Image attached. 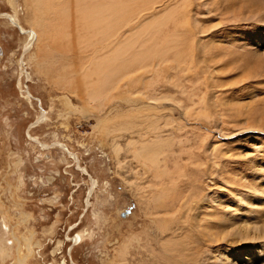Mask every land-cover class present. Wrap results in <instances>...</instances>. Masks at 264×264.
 <instances>
[{
    "label": "rangeland",
    "instance_id": "1",
    "mask_svg": "<svg viewBox=\"0 0 264 264\" xmlns=\"http://www.w3.org/2000/svg\"><path fill=\"white\" fill-rule=\"evenodd\" d=\"M0 13V264H264V0Z\"/></svg>",
    "mask_w": 264,
    "mask_h": 264
},
{
    "label": "bare ground",
    "instance_id": "2",
    "mask_svg": "<svg viewBox=\"0 0 264 264\" xmlns=\"http://www.w3.org/2000/svg\"><path fill=\"white\" fill-rule=\"evenodd\" d=\"M2 15H4V16H6L10 21H11V23L14 25V26H16V27H18L19 28V30L22 32V33H26L27 35H28V38H29V42L28 43H26V45L23 47V54L30 48V46H31V44H30V42L33 40V38H34V33H32V32H30L29 30H24V29H22L20 26H18V22L16 21V20H14V18L12 17L13 15H9L8 13H0V16H2ZM36 37V36H35ZM35 39V38H34ZM22 54V55H23ZM23 61H22V56H21V58H20V63L21 64H23L22 63ZM25 71V70H24ZM26 73V72H25ZM27 76V75H26ZM25 93L29 96V97H33L30 93H29V91H28V89H27V84H25ZM26 98H27V96L26 95H24ZM28 100H30L29 98H27ZM44 115V109L41 107V117ZM37 121H35V122H32V123H30L29 125H28V127L30 128V126L34 123H36ZM28 127H27V129H26V131H27V136L30 138V139H32L33 141H35V142H37L40 146H42V147H45V146H47V145H43L41 142H39L38 140H36V139H34L32 136H30V134L28 133ZM80 170H82V172H84V173H86V171L84 170V169H82V168H80ZM95 184V180H92V184H91V187L93 186ZM90 191L91 190H89L88 191V195L90 194ZM74 239H76V241L78 240V236H76V238H74ZM75 240H73V242H76ZM247 257V256H246ZM253 258H254V253L253 254H251V256L248 258L249 259V261H252L253 260ZM246 260V258H243L242 259V261H245ZM72 264H75L74 262H72Z\"/></svg>",
    "mask_w": 264,
    "mask_h": 264
},
{
    "label": "flooded vegetation",
    "instance_id": "3",
    "mask_svg": "<svg viewBox=\"0 0 264 264\" xmlns=\"http://www.w3.org/2000/svg\"><path fill=\"white\" fill-rule=\"evenodd\" d=\"M42 144H43V143H42ZM43 145H44V144H43ZM61 147L67 149L64 145H61ZM70 154H71V153H70ZM71 156L74 157L72 154H71ZM79 166H80V165H77V168H78V169H79ZM81 167H83V166H81ZM83 168H84V167H83ZM85 170H86V168H85ZM86 171H87V170H86ZM81 172H82V170H81ZM82 173H83L84 175H86V176L90 179V183H91L92 180H95L94 177H92V176L88 173V171H87L88 174H87V173H84V172H82ZM95 182H96V180H95ZM91 184H92V183H91ZM91 184H90V186H91ZM93 186H94V185H93ZM93 186H92V187H93ZM92 187H91V188H92ZM89 190H91V189L88 188V190H87V192H86V196H85V204H86V206H87L88 203H89V196H90V194H91V191H90V194L88 195V191H89ZM74 238H76V235L73 236V237H71L70 240H71V241H73V240L76 241V239H74ZM73 243H74V242H73Z\"/></svg>",
    "mask_w": 264,
    "mask_h": 264
}]
</instances>
